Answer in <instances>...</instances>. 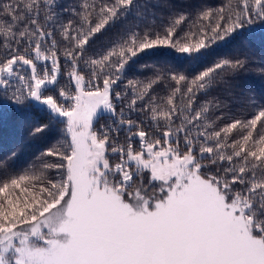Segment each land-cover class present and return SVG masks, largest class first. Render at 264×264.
Segmentation results:
<instances>
[{
  "label": "snow or ice",
  "instance_id": "1",
  "mask_svg": "<svg viewBox=\"0 0 264 264\" xmlns=\"http://www.w3.org/2000/svg\"><path fill=\"white\" fill-rule=\"evenodd\" d=\"M144 4L0 0V105L45 113L33 139L57 126L30 165L0 160V264H264V100L237 118L215 93L246 59L205 63L264 26V0L137 22L99 43ZM161 50L185 67L129 77Z\"/></svg>",
  "mask_w": 264,
  "mask_h": 264
},
{
  "label": "trees",
  "instance_id": "2",
  "mask_svg": "<svg viewBox=\"0 0 264 264\" xmlns=\"http://www.w3.org/2000/svg\"><path fill=\"white\" fill-rule=\"evenodd\" d=\"M59 8L71 10L78 7L79 0H56ZM229 3V0H145L140 8L142 18L138 21L129 17L128 22L119 21L109 29L107 34L101 37L99 43L106 44L109 40L118 37L130 24L139 23L141 27L154 20L159 24L166 20L170 14L190 13L193 16L200 10L218 9ZM70 11L64 16H70ZM4 53L0 49V57ZM216 58L246 59L245 67L235 73L226 74L228 83L221 84L216 95L227 101H231V111L237 118L245 112H252L250 101L254 98L257 102L264 100V26L257 25L252 28H245L235 38L220 42L214 47L211 55L205 58V63L210 65ZM141 65H158L162 69L180 70L185 67L181 56L170 50H161L156 53L141 55L138 63L129 70V77L137 76L142 78L149 73V69L141 70ZM123 87V84L118 86ZM45 113L36 108L25 109L22 112L15 111L10 105H0V160L10 157L15 153L13 159L7 160L13 168L20 170L36 161L40 152L53 141L55 128L49 134L39 139H33L28 135V129L39 123Z\"/></svg>",
  "mask_w": 264,
  "mask_h": 264
}]
</instances>
